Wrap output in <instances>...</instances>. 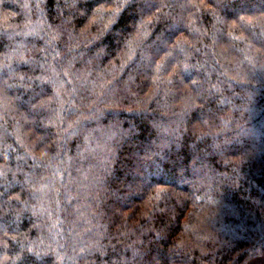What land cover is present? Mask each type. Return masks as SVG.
Returning a JSON list of instances; mask_svg holds the SVG:
<instances>
[{"label":"trees","instance_id":"obj_1","mask_svg":"<svg viewBox=\"0 0 264 264\" xmlns=\"http://www.w3.org/2000/svg\"><path fill=\"white\" fill-rule=\"evenodd\" d=\"M0 264H264V0H0Z\"/></svg>","mask_w":264,"mask_h":264},{"label":"clouds","instance_id":"obj_2","mask_svg":"<svg viewBox=\"0 0 264 264\" xmlns=\"http://www.w3.org/2000/svg\"><path fill=\"white\" fill-rule=\"evenodd\" d=\"M190 147H191V145H190Z\"/></svg>","mask_w":264,"mask_h":264}]
</instances>
